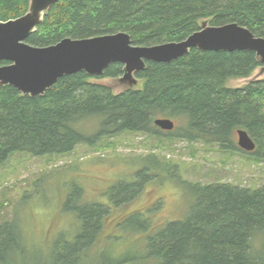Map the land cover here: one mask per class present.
Segmentation results:
<instances>
[{"label": "trees", "instance_id": "trees-1", "mask_svg": "<svg viewBox=\"0 0 264 264\" xmlns=\"http://www.w3.org/2000/svg\"><path fill=\"white\" fill-rule=\"evenodd\" d=\"M30 1L0 0V22L27 14ZM204 21L212 26L237 23L264 37V0H59L27 43L49 47L66 38L125 32L135 46H154L181 42L199 31ZM262 66L254 52L193 49L170 64L148 62L137 75L142 87L120 94L92 82L119 79L120 64L111 65L100 77L85 72L64 76L35 98L0 86V164L17 152L34 157L68 155L79 145L93 146L125 132L217 145L264 162V81L242 88L229 86L230 81L247 79ZM94 118L100 123L94 135L77 129ZM162 118L172 119L175 130L158 129L154 121ZM238 130L249 133L257 146L254 152L238 147ZM146 159L154 170L171 168L159 166L155 154ZM185 183L195 198L191 211L186 219L166 223L142 243L147 254L140 260L144 264H264V186ZM141 191L138 180L124 190L117 188L110 195V205L129 203ZM74 208L81 220L74 240L58 242L31 261L19 223H0V264H137L139 258L126 253L142 248L131 247L116 255L102 248L91 254L112 213L106 205Z\"/></svg>", "mask_w": 264, "mask_h": 264}, {"label": "rangeland", "instance_id": "rangeland-1", "mask_svg": "<svg viewBox=\"0 0 264 264\" xmlns=\"http://www.w3.org/2000/svg\"><path fill=\"white\" fill-rule=\"evenodd\" d=\"M258 81H264L263 67L247 79L230 81L229 86L242 88ZM92 82L112 87L115 94L127 89L117 79ZM142 84L139 81L136 88ZM99 127L97 118L77 125L85 135H94ZM235 141L238 144L237 132ZM152 154L159 166L168 164L171 168L155 171L146 159ZM137 180L142 191L136 199L113 208L111 193ZM185 182L260 188L264 186V162L240 152L223 151L217 145L129 132L105 137L93 146L79 145L63 156L34 157L17 152L0 164V223H19L31 261L39 253L50 252L58 242L74 240L79 222L81 225L75 205H106L112 213L91 254L102 248L121 254L131 247L142 248V243L162 231L166 223L186 219L195 198ZM133 250L126 255L144 264L140 259L147 250Z\"/></svg>", "mask_w": 264, "mask_h": 264}, {"label": "water", "instance_id": "water-1", "mask_svg": "<svg viewBox=\"0 0 264 264\" xmlns=\"http://www.w3.org/2000/svg\"><path fill=\"white\" fill-rule=\"evenodd\" d=\"M59 0H31L27 14L0 22V86H11L32 98L44 95L64 76L85 72L100 77L113 64L123 66L117 79L120 86L133 90L138 86L137 75L147 63L170 64L197 49L202 52H254L264 71V37H258L237 23L212 26L204 21L201 29L181 42L154 46H135L125 32L74 40L66 38L56 45L35 47L27 40L43 22L46 13ZM2 63H7L1 65ZM154 125L172 132V119H156ZM238 147L244 152L256 150V143L245 130H238Z\"/></svg>", "mask_w": 264, "mask_h": 264}]
</instances>
